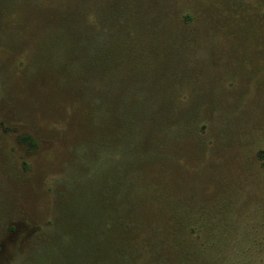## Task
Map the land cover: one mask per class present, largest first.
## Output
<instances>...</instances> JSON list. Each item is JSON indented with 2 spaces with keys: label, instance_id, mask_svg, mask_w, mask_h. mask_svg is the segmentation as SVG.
<instances>
[{
  "label": "trees",
  "instance_id": "trees-1",
  "mask_svg": "<svg viewBox=\"0 0 264 264\" xmlns=\"http://www.w3.org/2000/svg\"><path fill=\"white\" fill-rule=\"evenodd\" d=\"M190 21L170 0H0V44L30 41L25 76L55 75L88 108L90 137L56 182L34 261L44 251L58 264H146L167 240L176 249L165 261L187 255L182 236L199 212L182 177L188 158L211 153L208 127L221 112L191 52Z\"/></svg>",
  "mask_w": 264,
  "mask_h": 264
},
{
  "label": "rangeland",
  "instance_id": "rangeland-1",
  "mask_svg": "<svg viewBox=\"0 0 264 264\" xmlns=\"http://www.w3.org/2000/svg\"><path fill=\"white\" fill-rule=\"evenodd\" d=\"M170 1L191 18V52L206 63L200 72L214 83L204 90H215L221 112L208 127L211 153L188 158L182 177L187 206L199 212L196 229L182 236L187 255L165 261L176 247L158 241L146 264H264V0ZM41 25L32 22L30 32ZM29 42L0 44V264H58L44 251L34 261L32 248L47 244L45 224L62 192L56 182L90 137L88 108L72 86L53 74L25 76ZM23 136L35 143L29 151Z\"/></svg>",
  "mask_w": 264,
  "mask_h": 264
}]
</instances>
